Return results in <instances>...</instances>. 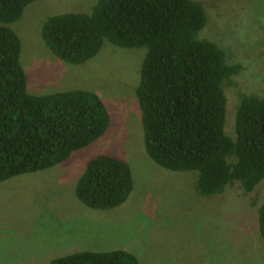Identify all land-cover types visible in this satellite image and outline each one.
<instances>
[{"label": "trees", "instance_id": "16d2710c", "mask_svg": "<svg viewBox=\"0 0 264 264\" xmlns=\"http://www.w3.org/2000/svg\"><path fill=\"white\" fill-rule=\"evenodd\" d=\"M35 0H0V181L49 169L102 137L110 113L98 93L76 89L36 95L28 91L22 39L11 26ZM208 24L198 0H98L92 12L49 17L41 36L60 60L83 64L106 41L146 48L136 93L144 149L158 165L196 171L197 190L244 193L264 180V95L244 93L236 111L235 139L225 129V85L242 65L201 36ZM134 189L129 163L111 154L88 162L76 195L93 209L121 206ZM259 228L264 238V201ZM50 264H141L131 252L83 250Z\"/></svg>", "mask_w": 264, "mask_h": 264}, {"label": "rangeland", "instance_id": "374dc122", "mask_svg": "<svg viewBox=\"0 0 264 264\" xmlns=\"http://www.w3.org/2000/svg\"><path fill=\"white\" fill-rule=\"evenodd\" d=\"M198 1L208 15L201 36L218 41L229 61L242 65L234 84L225 85V129L235 139L242 95H264V0ZM97 2L35 0L11 25L22 39L28 91L98 93L110 125L63 163L0 181V264H50L78 251L116 249L133 253L141 264H264V180L251 193L235 184L204 195L196 171L164 168L145 152L136 90L147 49L106 41L95 57L77 65L60 60L44 43L41 30L49 17L90 13ZM99 154L121 157L132 169L134 189L113 209L90 208L76 195L79 177Z\"/></svg>", "mask_w": 264, "mask_h": 264}]
</instances>
